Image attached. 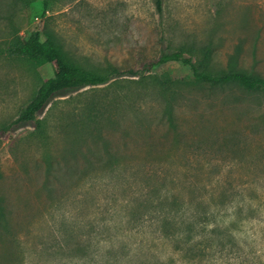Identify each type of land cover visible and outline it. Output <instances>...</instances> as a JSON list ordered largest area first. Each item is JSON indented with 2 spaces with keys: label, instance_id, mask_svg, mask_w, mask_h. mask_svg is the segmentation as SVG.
<instances>
[{
  "label": "rangeland",
  "instance_id": "374dc122",
  "mask_svg": "<svg viewBox=\"0 0 264 264\" xmlns=\"http://www.w3.org/2000/svg\"><path fill=\"white\" fill-rule=\"evenodd\" d=\"M163 5L0 0V127H9L0 135V264H100L99 252L112 248L120 252L112 264H264L263 91L211 88L172 60L56 93L38 114L44 129L17 122L55 66L2 48L46 28L90 68L211 44L216 68L238 55V66L264 75V0ZM162 201L220 227L206 254L176 250L153 221L128 223Z\"/></svg>",
  "mask_w": 264,
  "mask_h": 264
},
{
  "label": "trees",
  "instance_id": "16d2710c",
  "mask_svg": "<svg viewBox=\"0 0 264 264\" xmlns=\"http://www.w3.org/2000/svg\"><path fill=\"white\" fill-rule=\"evenodd\" d=\"M156 4L158 10L163 12V0H156ZM43 34H45L44 39ZM159 41L162 44L164 37L160 38ZM187 51L191 52V55H187ZM2 52L11 57L28 59L36 66L46 63H53L55 66L54 74L42 81L36 94L22 109L17 120L18 123L36 121L39 129H44V119L38 118V114L44 110L56 93L106 84L114 77L121 75L138 76L172 60L189 65L194 76L211 88L224 89L237 85L248 91L264 92V75L238 66V55L231 58L228 67L216 68L213 65L214 46L211 44L202 47L198 52L194 47L193 49H186L183 46L173 50L161 48L156 54H148L139 58L140 61L137 62V60V63L130 65L115 64L103 70L90 68L76 61L63 39L54 30L46 28L40 33L31 34L26 40L21 36L16 37L6 47L2 48ZM167 116L170 123L175 125L176 116L172 105L169 106ZM8 130V126L0 127V135L8 132ZM53 163L51 161L48 164V176L52 174ZM158 204L148 205L139 214L131 216L128 223L135 225L148 221L155 222L161 234L170 240L178 251L195 249L199 255H204L209 248L214 246V240L209 234L220 227L210 229V217L207 214L195 213L196 215L188 216L184 205L179 201L172 202V205L164 201L161 202V205ZM5 216L6 213L0 196V218L4 219ZM201 236L205 239L200 238ZM119 259L120 252L114 248L100 251L97 258L100 264H112L113 260Z\"/></svg>",
  "mask_w": 264,
  "mask_h": 264
}]
</instances>
